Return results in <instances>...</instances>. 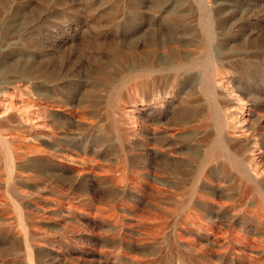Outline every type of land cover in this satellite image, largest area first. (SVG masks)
<instances>
[{"label":"rangeland","instance_id":"374dc122","mask_svg":"<svg viewBox=\"0 0 264 264\" xmlns=\"http://www.w3.org/2000/svg\"><path fill=\"white\" fill-rule=\"evenodd\" d=\"M0 72V264H264V0H0Z\"/></svg>","mask_w":264,"mask_h":264},{"label":"bare ground","instance_id":"6f19581e","mask_svg":"<svg viewBox=\"0 0 264 264\" xmlns=\"http://www.w3.org/2000/svg\"><path fill=\"white\" fill-rule=\"evenodd\" d=\"M213 12V11H212ZM210 13V12H209ZM214 16V15H213ZM208 20L209 21H211V19H210V15H209V17H208ZM208 21V22H209ZM208 22H207V25H208ZM210 24V23H209ZM207 25H206V29H208V27H207ZM208 32V31H207ZM210 32V31H209ZM185 57V56H184ZM184 57L182 58L180 55L179 56H174V64L172 65V67L171 68H173V69H177V68H180V67H182V66H184V65H186V63H185V59H184ZM145 62V61H144ZM209 62H210V60H209ZM149 63L148 62H146L145 64H144V67L146 68V71L147 72H149V73H151V71H153L154 69L152 68V66L150 67V65H148ZM166 65V64H165ZM159 67H161L162 66V68H165L164 67V64H162V63H160L159 65H158ZM155 67H157V66H154V68ZM167 67V66H166ZM185 67V66H184ZM20 68V67H19ZM19 68H15L14 70L20 75L19 77H14L13 78V80H11L10 82L8 81V83H7V85H10V86H14L16 83H17V80L18 79H21L22 81H23V83L22 84H24V83H28L30 80H33L34 79V76H36V71H34V70H20ZM23 69V68H22ZM158 69V68H157ZM172 69V70H173ZM242 70V69H241ZM39 71V70H38ZM162 71V70H161ZM217 71V70H216ZM244 71V70H243ZM154 72V71H153ZM246 72V71H245ZM1 73V72H0ZM42 73V72H41ZM247 73V72H246ZM43 74V73H42ZM176 74V73H175ZM244 74V73H243ZM44 75V74H43ZM242 75V74H241ZM46 76V75H45ZM38 77V76H37ZM174 77H176L175 75H174ZM49 78V77H48ZM104 79H106V82L108 81H110V79H111V77H110V75H105V78ZM176 79V78H175ZM180 81V80H179ZM207 81V80H206ZM176 82V81H175ZM35 83V82H34ZM216 82H214L213 81V84H215ZM19 84V83H18ZM174 85V84H173ZM23 86V85H22ZM28 86H29V84H28ZM146 86V85H145ZM206 87L207 88H209V90H210V84H209V82H206ZM18 90V89H17ZM213 92H215V91H213ZM212 92V95H213V98L215 97H221L224 101H226V102H230L231 100H230V98H232V97H229V94H227L226 93V91H223L222 90V88L219 90V92L218 93H213ZM217 92V91H216ZM2 93V91H0V94ZM232 93V92H231ZM6 95V94H5ZM232 95V94H231ZM233 98H235V97H233ZM234 100V99H233ZM6 104V103H5ZM229 105V104H228ZM213 109L215 110V112H217V113H219L222 109H221V105H218L217 103H214L213 104ZM213 115V114H212ZM217 118H218V115H217ZM216 118V119H217ZM13 119V118H12ZM194 119V118H193ZM192 118H188V117H186V116H184V117H182L181 119H178V120H176L175 121V125L176 126H179V127H185V126H188V125H190L191 123H192V120H193ZM219 123V122H218ZM218 123H217V125H218ZM174 125V126H175ZM231 126H230V123H227V128H230ZM221 131L223 132L224 131V129H225V127H224V125L223 126H221ZM218 130H219V128H218ZM227 130V129H226ZM248 130V129H247ZM233 133V132H232ZM218 136H219V134H218ZM240 136L241 135H238V134H236V133H233V134H229L228 133V138H229V140L228 139H226V138H224V137H222V136H220L215 142H214V144H216V147L209 153V156H208V159L211 161V162H214L215 163V168L217 169V171L216 172H213L212 171V169L214 168L213 166V168H211L210 170V172L211 173H209L208 171H207V173H209V175H210V177H212V178H215V177H220V176H222V175H224L225 173L224 172H222V170H221V168H220V166H222L221 164H220V166L218 165V163H217V161H218V158H226L227 160H228V162L229 163H231L232 165H234L235 167H237L240 171H241V173H243V175L251 182V183H253L255 186H254V188L257 190V189H259V191L260 192H262V193H264L262 190H264L263 189V183L262 182H260L259 181V177H260V165H259V163L258 162H252V161H250V160H247V161H245V160H241V159H239V157L238 156H240V152H238L237 150H236V147H233L232 145H231V141H236V140H238V138H240ZM254 137V136H253ZM231 140V141H230ZM247 140V139H246ZM12 141H13V139H12ZM241 142V141H240ZM9 144H10V142L8 141V140H6V139H4V137H2L1 135H0V147L1 148H3L4 149V154H5V157L7 158V161H8V164H7V172H8V174H9V177L10 178H14L15 177V175L17 174V172H16V161L18 160V151H17V149H15L14 147H10L9 146ZM255 144V143H254ZM256 145H258V143L256 144ZM238 146V145H237ZM241 147H243L244 149H245V151H243V152H247L248 151V149L250 148V142H247V143H245V144H241ZM261 150V149H260ZM253 153H255V152H253ZM190 155H193V154H191V153H189ZM208 159H205V162H207L208 161ZM226 164H227V162H225ZM18 164V163H17ZM203 164H204V161H203ZM206 165V164H205ZM205 167V166H204ZM223 167H225V166H223ZM222 167V168H223ZM241 167H242V169H241ZM203 168V167H202ZM214 171H215V169H213ZM263 170V169H262ZM263 172H264V170H263ZM262 173V172H261ZM206 175V174H205ZM208 175V174H207ZM226 175V174H225ZM243 176V177H244ZM224 177V176H223ZM219 179V178H218ZM216 182V181H215ZM222 182V181H221ZM245 182V181H244ZM248 190V189H247ZM246 191V190H245ZM251 192V191H250ZM242 194V193H241ZM248 194H249V192H248ZM244 195H245V193H244ZM261 196V195H260ZM263 196V195H262ZM235 197V196H234ZM241 197V196H240ZM248 198V197H247ZM246 199V198H245ZM243 201V200H242ZM234 205V204H233ZM259 205V204H258ZM257 207V206H256ZM259 209H257V211H258ZM263 210V209H262ZM261 209L258 211V212H256V214L255 215H253V217L252 218H255L256 220H258V221H262L263 220V215H262V211ZM252 213V212H251ZM18 215H19V213H18ZM21 217V216H20ZM250 219H251V217H250ZM255 219H254V221H255ZM22 220H23V218H22ZM21 220V221H22ZM246 223V222H245ZM23 225V224H22ZM244 225V224H243ZM247 226V225H246ZM256 226V225H255ZM21 227V226H20ZM250 227V226H249ZM253 227V226H252ZM248 232V231H247ZM244 233V232H243ZM246 233V232H245ZM249 234H250V232H249ZM246 235V234H245ZM239 236V235H238ZM251 236V235H250ZM25 237H26V235H25ZM248 237H249V235H248ZM246 238V237H245ZM245 238H244V240H245ZM251 239V238H250ZM249 239V240H250ZM252 240H253V238H252ZM251 240V241H252ZM25 247H27V248H29V246H28V244H27V241H26V238H25ZM244 243V242H243ZM247 243H249V242H247ZM253 243V242H252ZM252 245V244H251ZM256 245V244H255ZM258 246V245H257ZM251 250V249H250ZM244 251V250H243ZM249 253H251L250 251H248ZM30 254V253H29ZM249 255V254H248ZM25 256H29L28 255V252L26 253V255ZM251 257V256H250ZM253 257V256H252ZM30 258V257H29ZM32 258V257H31ZM34 258H32L31 260H33ZM19 262V261H18ZM17 262V263H18ZM250 262V261H249ZM24 264H33L32 263V261H25V263Z\"/></svg>","mask_w":264,"mask_h":264}]
</instances>
